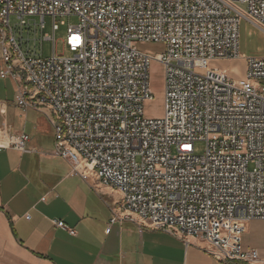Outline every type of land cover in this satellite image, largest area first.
I'll list each match as a JSON object with an SVG mask.
<instances>
[{"label":"built area","instance_id":"2783aa9c","mask_svg":"<svg viewBox=\"0 0 264 264\" xmlns=\"http://www.w3.org/2000/svg\"><path fill=\"white\" fill-rule=\"evenodd\" d=\"M71 16V58L25 56L9 23L21 35L27 19L42 31L50 18L42 40L54 45L56 19ZM243 20L264 34V0H0V80L14 84L23 112L51 111L53 155L119 193L131 222L198 239L221 264H260L242 236L264 221V60L244 58L238 82L208 68L240 57ZM136 43L166 47L161 120L143 118L151 58ZM0 139V152H30L25 133L4 128Z\"/></svg>","mask_w":264,"mask_h":264},{"label":"crops","instance_id":"0c3cea01","mask_svg":"<svg viewBox=\"0 0 264 264\" xmlns=\"http://www.w3.org/2000/svg\"><path fill=\"white\" fill-rule=\"evenodd\" d=\"M238 61L245 69L241 55L221 62ZM0 81L8 82L0 87V131L25 133L30 151L0 152V264H221L198 239L189 238L184 244L165 232L131 222L119 208L110 214L98 213L90 200L95 190L90 187L96 179L93 173L82 166L74 171L67 160L53 155V122L45 121L47 108L23 112L14 103V84ZM9 113L13 120L8 119ZM98 186L117 193L99 182ZM242 246L257 251L264 264V222L246 224Z\"/></svg>","mask_w":264,"mask_h":264},{"label":"rangeland","instance_id":"374dc122","mask_svg":"<svg viewBox=\"0 0 264 264\" xmlns=\"http://www.w3.org/2000/svg\"><path fill=\"white\" fill-rule=\"evenodd\" d=\"M27 20L30 29L23 31L21 35L18 20L11 17L9 22L10 27L14 30L16 41L21 45V50L25 56H33V53H35L42 59H47L54 53L55 56L71 58L72 54L67 50L64 39L68 28L78 25L79 21L76 17L71 16L56 19L55 25L58 27V31L55 33L54 45L50 41L42 40L45 36L52 35V20L50 18L45 19L42 31L39 28V19L31 18ZM35 24L38 25L37 28L34 27ZM262 36L264 35L260 31L242 22L239 26V54L241 57L264 60V37ZM136 48L139 52L151 58L149 65V90L152 99L142 104L143 118L148 120H161L164 117V68L159 61L165 53L166 47L161 43H136ZM222 62H210L208 68L226 71L228 77L234 82L244 79L245 69H243L241 61L231 63ZM4 84H8V82L0 81L1 88ZM46 111L47 117L45 121L47 122L48 120V122L54 123L55 120L51 111L48 108ZM10 115L9 113L8 119L13 120L14 118ZM18 123L19 118L14 125L17 126ZM195 153L197 155L204 153L203 143L196 144ZM90 184L92 189L95 188V190L90 192V200L94 203L98 213L110 214L111 211L120 209L121 201L119 193L101 190L96 179L90 181Z\"/></svg>","mask_w":264,"mask_h":264}]
</instances>
